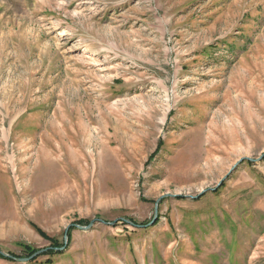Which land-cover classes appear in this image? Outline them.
<instances>
[{"label": "rangeland", "instance_id": "374dc122", "mask_svg": "<svg viewBox=\"0 0 264 264\" xmlns=\"http://www.w3.org/2000/svg\"><path fill=\"white\" fill-rule=\"evenodd\" d=\"M0 251L264 264V0H0Z\"/></svg>", "mask_w": 264, "mask_h": 264}, {"label": "water", "instance_id": "95a60500", "mask_svg": "<svg viewBox=\"0 0 264 264\" xmlns=\"http://www.w3.org/2000/svg\"><path fill=\"white\" fill-rule=\"evenodd\" d=\"M163 197H166V196H163ZM163 197L159 198V199L156 201L155 208H154V217H153V219H155V218L157 217L158 204H159L160 200H161ZM94 221H95V220H92V221L88 224V226H86V227H82V226H79V225H76V224L69 225V226L66 228V230H65V234H64V238H65V240H67V234H68V230L70 229V227H75V228H77V229H79V230H88V229L92 226V224L94 223ZM36 254H38V253L33 254L30 258L16 259V260H20V261H23V262H24V261H27V260L31 259V258H32L33 256H35ZM0 255L5 256V257H8V258H11V259H15L13 256H11V255H6V254H4V253L1 252V251H0Z\"/></svg>", "mask_w": 264, "mask_h": 264}, {"label": "trees", "instance_id": "16d2710c", "mask_svg": "<svg viewBox=\"0 0 264 264\" xmlns=\"http://www.w3.org/2000/svg\"><path fill=\"white\" fill-rule=\"evenodd\" d=\"M31 226L36 230V232L45 240H47L48 242H50L51 244L55 245V241L53 240V238L49 237L44 231H42L40 228L36 227L34 224H31ZM34 252H30L28 254V256L32 255Z\"/></svg>", "mask_w": 264, "mask_h": 264}, {"label": "bare ground", "instance_id": "6f19581e", "mask_svg": "<svg viewBox=\"0 0 264 264\" xmlns=\"http://www.w3.org/2000/svg\"><path fill=\"white\" fill-rule=\"evenodd\" d=\"M54 149H55V148H54ZM55 151H56V150H55ZM51 153H52V152H51ZM56 153H57V152H56ZM56 153H55V154H56Z\"/></svg>", "mask_w": 264, "mask_h": 264}]
</instances>
